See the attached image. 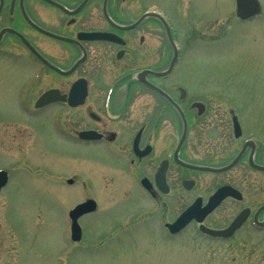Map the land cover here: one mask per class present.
I'll return each mask as SVG.
<instances>
[{
	"label": "flooded vegetation",
	"instance_id": "1",
	"mask_svg": "<svg viewBox=\"0 0 264 264\" xmlns=\"http://www.w3.org/2000/svg\"><path fill=\"white\" fill-rule=\"evenodd\" d=\"M148 2L0 0V81L13 79L8 185L18 202H68L71 211L94 201L78 219L75 250L151 245L162 233L172 243L192 232L213 250L264 252V118L208 66L210 52L251 29L264 7L244 21L236 8L203 9L220 24L210 36L197 17ZM202 52L206 66L195 58ZM199 175L219 181L202 191ZM219 191L221 203L203 218ZM197 202L173 235L168 227Z\"/></svg>",
	"mask_w": 264,
	"mask_h": 264
},
{
	"label": "rangeland",
	"instance_id": "2",
	"mask_svg": "<svg viewBox=\"0 0 264 264\" xmlns=\"http://www.w3.org/2000/svg\"><path fill=\"white\" fill-rule=\"evenodd\" d=\"M258 1L264 7V0ZM154 2L159 8H179L192 16L195 22L202 20L196 28L204 27L210 36L219 30L220 24L213 22V18H202L203 9L212 14L218 9L234 11L236 8L235 0H151L148 4L152 6ZM229 16L219 20L223 26H229ZM258 21L251 29L242 28L238 39L230 38L228 46L210 52L208 66L210 75L216 78L225 76L222 81L233 88L243 89V100L256 102L259 107L257 117L264 118V15ZM206 56V52H202L195 58L197 61L203 58L202 65L206 66ZM229 64L233 67L225 66ZM3 66L1 64L0 69ZM4 73L0 71V76ZM12 80L0 81V170L7 171H10L12 161L10 143L13 129L5 116H10L8 102L12 97ZM198 177V189L202 191L210 184L214 186L211 183L213 179V182L219 181V178L212 179L206 175ZM85 183L94 187L90 179ZM190 199L186 195L179 201L178 211L187 206ZM71 207L73 205L68 202L64 207L51 202H18L13 186L7 185L0 193V264H264V252L213 250L209 244L197 241L192 232L183 233L172 243H168L162 233L161 242L151 245L142 240L133 246V243L125 245L123 242L119 245L114 240L88 251H79L80 247L75 250L69 233L68 212ZM90 218L93 220L95 217ZM90 233L93 232L90 230ZM86 237L91 239L89 235Z\"/></svg>",
	"mask_w": 264,
	"mask_h": 264
},
{
	"label": "water",
	"instance_id": "3",
	"mask_svg": "<svg viewBox=\"0 0 264 264\" xmlns=\"http://www.w3.org/2000/svg\"><path fill=\"white\" fill-rule=\"evenodd\" d=\"M236 6H237V15L239 18L246 20L251 17H254L258 15L261 12V6L257 0H236ZM7 184V173L0 171V191L3 187H5ZM221 191L218 192L211 200L210 204L205 210V214H203V218L205 215H208L211 213L217 205L220 203L222 200V197H220ZM95 210V203L93 201H89L83 205H80L76 207L71 213H70V218L72 220V240L73 241H79L81 239V228L79 227L77 220L81 215H84L86 213L93 212ZM196 206H193L191 209L186 211L178 220L177 222L170 226V231L175 234L183 230L187 224L192 220L193 215L195 213ZM203 218L198 219L199 222L203 221ZM238 225H235L234 229H236ZM201 229L209 233L213 236H227L226 234L223 233H215L207 230L204 227H201Z\"/></svg>",
	"mask_w": 264,
	"mask_h": 264
}]
</instances>
